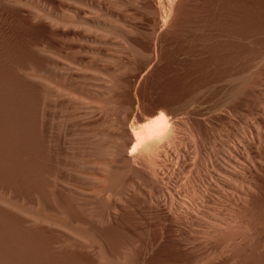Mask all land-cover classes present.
Listing matches in <instances>:
<instances>
[{"label": "rangeland", "instance_id": "rangeland-1", "mask_svg": "<svg viewBox=\"0 0 264 264\" xmlns=\"http://www.w3.org/2000/svg\"><path fill=\"white\" fill-rule=\"evenodd\" d=\"M114 2L115 0H0V134L2 135V131L5 130L8 141L4 140L5 148H2L6 149L2 159L7 161L3 162L0 158L2 161L0 167H3L0 168V175L6 176L9 172L5 180L0 176V182L4 180L2 183L6 185L10 183L7 185L11 187L10 192L13 193V189L15 191L18 189L20 192V183L25 184L24 175L34 171L42 173V168L45 171L48 167V164L41 159H38L39 161L33 159V153L25 161L15 158L17 154L15 157L12 155L18 150L17 148L14 151L16 145L19 147L17 139L21 135L24 136L26 132L37 135L39 132H33L39 130L33 125L34 96L29 89L31 87L23 89L24 76H20L21 69L30 65L35 67L37 62L46 59L53 60L56 67L52 71L54 75L59 74H56L57 78L55 77L58 83H61L66 71L69 70V64H78L77 70L82 68L83 77L89 78L93 75V72H90L92 75L89 74L91 69L99 73V70L110 74L114 72L111 75H117V70H125L126 73L130 72V75L134 73L129 80L134 83L135 90L138 89L136 91L138 102L144 106H150L152 104L149 103L154 101L166 102L165 104L168 103L167 106L171 107L183 101L189 102V105L194 104L195 107L200 105L197 109L193 108L194 105L191 107L188 105L186 111L191 112L189 114L186 112V118H191L192 122L203 119V124L205 126L208 124L205 129L208 132L207 141L205 140L201 147H198L191 138L190 140L189 137L181 134L182 143L180 142L175 149L179 148V150L177 152L174 150L171 159L165 162V167L167 165L165 175H167L164 176L169 178V186L175 191L172 190L175 199L177 198L173 206L179 208L181 201H183L181 206H187L186 203L190 205L187 229L176 225L167 230L164 224L161 225V218L148 219L147 217L152 216L145 215V218L138 210L132 211L133 213L127 211V214L120 216V219L118 218L112 225L116 230V237L111 241L121 246L120 250L118 249L120 257L122 258L125 253L133 257L136 255L137 264H264V0H178L177 2L175 0L170 18L164 23L165 25H162L163 27L156 25L151 15L128 7L123 14L126 18H123L130 31L125 33L135 49L139 50L136 51L139 55L136 52L132 54L135 51L134 46L133 49L130 48L133 51L122 46L120 36L122 34L119 30H111L109 33H112L107 34L103 41L93 34L94 36L90 35L93 36V42L87 40L76 43L56 37L60 34L58 29L52 32L44 20L43 22L27 20L30 17L28 12L32 8L34 10L31 11H37V8L40 13L41 10L44 12L41 15L56 17L57 20L66 21L65 23L77 16L89 20L99 18L103 21L102 14L97 16L100 14L94 15L90 12V5L101 4L100 6L111 8ZM15 3L18 5L17 8ZM20 6H23L24 10ZM25 12L27 14H24ZM48 44L55 47L52 50L53 56L41 52L46 50L41 46ZM76 46L83 48L80 53ZM149 53L154 55L150 56L153 60L150 58V62L145 64ZM115 67H117L116 72ZM41 72L39 73L42 74ZM26 82L27 86L32 85L31 81ZM87 83L88 85H85L87 87L81 89L79 94L89 97V100H93L94 97L98 100L103 98H99L102 95L101 90L99 93V89L93 90L91 82ZM210 95L211 100H209ZM140 96L144 103L141 102ZM198 96L202 97L199 99L204 104L198 101ZM205 97L206 100L208 99L207 102ZM192 99L197 100V103L195 101L193 103ZM99 120L97 123L100 125L103 122L101 118ZM190 120L188 119L189 123ZM97 123L95 126L102 127V130L99 128L98 130L103 131L106 122L100 126ZM30 124L33 127H29L33 130L28 127ZM8 126H11L10 129ZM4 127L8 128V131ZM1 128L4 129L1 131ZM106 128L104 131L107 130ZM85 130L82 129L80 132L86 133ZM83 136H79L78 139H85L87 135ZM2 149L0 150L3 151ZM181 154H185V157L180 158ZM21 161L24 162L21 163L25 166L24 170L15 171V167L17 169ZM5 164L10 166L6 167ZM8 168L11 170L9 171ZM3 169L8 172L5 173ZM32 184L39 185L38 182H32L27 186ZM77 187L83 189L84 185L79 184ZM31 190H24V198H22L24 201H22L29 209L33 207L32 209L37 211L39 210L37 204L42 201L43 196L36 189ZM29 192L34 193L30 195ZM38 195L41 197L40 200ZM146 221L147 223L149 221L148 225ZM12 225L14 227L9 220L0 219L2 248L0 252L3 249L5 251V248L10 249H7L9 254L7 251L5 253L10 259L6 258L5 254L3 258L0 255V264H50L55 259L56 250L47 243L48 240L46 242L41 238L32 237L26 231L30 228L26 225L15 224L14 228ZM6 226H11L13 229ZM32 238L35 239L34 242H31ZM36 239L40 240L39 243ZM1 242L4 244L1 245ZM32 244L37 246L39 244L40 250ZM28 245L35 249L37 247L40 257L37 252L35 253L37 257L34 253L30 255V252H26L27 248H31Z\"/></svg>", "mask_w": 264, "mask_h": 264}, {"label": "bare ground", "instance_id": "bare-ground-1", "mask_svg": "<svg viewBox=\"0 0 264 264\" xmlns=\"http://www.w3.org/2000/svg\"><path fill=\"white\" fill-rule=\"evenodd\" d=\"M177 1L178 0H176V2ZM176 2L175 0H115L111 8L100 6L101 4H93V6L90 5V12H92L94 15L100 14L97 16H101L102 14V18H104L103 21H101L99 18L95 20H89L85 17H75V13L73 15L75 18L68 23H65L66 21L62 22L64 20H57L58 18L56 19V17L54 18L49 15H41V13L44 12L41 10L40 13L39 9L37 8V11L33 12L31 11L33 8L29 6L32 9L30 10L29 8L31 12H28L30 17L27 20L33 22L37 20H42L40 22H43L44 20L52 32H56L54 29H58L60 34L56 37L63 38L65 39L64 41L71 40V42L76 43H79L80 41L86 42L87 40L89 42H93L92 37L94 35H96L100 41H103V38L107 34L110 35L112 33H109L111 30H119L120 34H122L120 35L121 44L123 47H127L129 50L130 48L133 49L134 45L126 37L127 34L125 32H129L130 29L125 23L126 20L124 21V18H126L123 15L125 9L128 7H133L134 9L140 10L141 13H146L147 15L149 14L156 25L162 26L166 21L169 20L170 14L172 13L171 11L174 7L173 5ZM16 4L17 3L14 5ZM17 7L18 5H16V8ZM20 7L22 8L23 6ZM24 14L27 13L25 12ZM90 35L93 36L90 37ZM41 47L46 49L45 51L43 50L41 52H46L52 56L54 55L52 50H54L55 47L53 45L48 44ZM76 48L78 52L83 49L81 46H76ZM136 51L139 50L135 49L132 54ZM136 54L139 55V52H136ZM151 55L150 53L149 55L147 54L145 64L150 62V58L154 56ZM77 57L78 56L76 55V58ZM70 61L72 60L70 59ZM77 65L69 64V70L66 71L61 83L56 82L55 77L57 73L54 75L52 71L53 68L56 67L53 60L46 59L45 61L37 62L35 67L30 65L28 68L21 69V74H24H20V76H24V86L23 84H21V86H23V89L24 87H31L29 89L32 90L34 96V104L32 105L34 110V124L32 121H29V123L31 122V124L35 125V127H38L36 129H39L33 132H39H37V135L35 133V135H30V133L27 134V132L24 136L21 135V137H19L20 139H17L19 140V147H16V145L15 150L13 149L14 147L12 148L14 151H16L17 148L18 150L12 155L15 157L17 154V157L15 158H20L25 161L33 153V159H37L36 161L41 159V161L48 164V167L45 171H43L42 168V173L34 171L30 174L27 173L24 175L23 178L25 184L22 183V185L19 182V190L23 192L21 194V191L19 192L18 189H16L17 191L13 189V193L12 191L10 192L11 187L7 186L10 185V179L9 181L6 180L9 184L6 185L2 183L9 173L8 171L7 173L4 169L7 166H10L5 164V167L3 165V170L7 174L6 176H3L5 174L2 173L3 177L0 175L2 179L4 178V180L0 182V219L9 220V222L14 224V227L15 224H20L19 226L26 225L30 227L28 230H26L24 227L21 228H24L26 231H28V234L30 233L32 237L37 239L41 238L46 242L48 240L47 243H50L56 250V257L52 261L53 264H137L138 258L136 255L133 257L125 253L122 258L120 257L121 255L119 254V247L121 246L118 245V243L113 244V241H111L112 238L116 237V230L112 228V225L117 222V219L120 216H124L125 213L127 214L128 212L138 210L139 213H142V216H152L147 217L148 219L153 217H157V219L161 218V225L164 224V226L168 228H166L167 230L171 229L173 226L175 227L176 225L179 227L181 226L185 230L187 229L190 218V216L188 218L190 205L188 206V203H186L189 209L187 206H181V203L183 202L181 201V203H179V208H175V206H173L177 198L175 199V195L173 193L174 190L169 186V178H165L167 175H165V170L167 167V165L165 167V162H167L170 156L174 154L173 152H177L179 150V148L178 150L175 149L181 142V134L189 137V139L191 138L198 147L203 146L202 144L205 143L204 141L206 140V133L208 132L205 131V129L208 124L205 126L203 124L204 122H202L203 119L202 121L196 120L192 122L193 120H190L191 118H186V114L191 112L190 110L188 112L186 111L189 105V102L186 101L181 102L177 106L175 105V107H171L169 105L167 106L168 103L165 104L166 100L164 101L165 103H156V101H154L153 103L155 104H153L152 102H148L149 104H152L150 106L146 105L147 102L145 104L146 106L138 102L139 97H137L138 94H136L138 89L135 90L133 85L134 83L132 84L130 82L131 80H129L131 76H134V73L130 75V72L126 73L125 70H117V75H111L114 72L110 74L107 71L102 72V70L98 69L100 71L99 73L98 71H93L91 68H89L91 69L89 70V74L90 72H93V75L90 74L92 76L89 78L83 77L82 73L84 72L82 68V71L77 70ZM116 68L117 67H115V72ZM119 69L121 68L119 67ZM42 70L45 73H42ZM80 71L81 74L79 73ZM136 71L138 70L136 69ZM145 71L148 70L145 69ZM26 81H31L32 85L29 83L30 86H27L28 83ZM87 82H91L93 85L91 86L93 87V90L94 88L99 89V93H101L100 90L102 91V95H100L99 98H103H100V101L97 99V97H92L93 100H89V97L86 98L87 96L84 97V95L79 94L81 89L87 87L85 86L88 85ZM91 87L90 90L92 89ZM29 89H27V91H29ZM210 97L212 96L210 95L209 98ZM199 98L200 97L198 96V99ZM200 99L198 101H200ZM211 99L212 98L209 100ZM159 100L161 99H158V101ZM194 101L197 103V100ZM167 102H169V100H167ZM202 103L204 104V102ZM193 105L190 104L189 107ZM195 106L196 105H194L193 108L197 109V107L200 105L197 107ZM100 118L103 122L101 124H105L104 122H106V126L103 125L105 128L107 127L106 131H104L105 128L103 131H101L102 127H98L101 129L99 131L95 126L96 123L100 121ZM21 119L25 120V118ZM27 119L28 118H26V120ZM188 119L190 120V123ZM19 122L21 123L22 121ZM2 123L4 124V122ZM11 124H13V122H11ZM31 124L28 125V127H31ZM100 125L98 124V126ZM4 126L7 127L5 124ZM12 127L14 128V126ZM95 127L98 131L96 129L94 130ZM4 128H1V131ZM21 128L22 127H20V130L22 131ZM80 128L83 130L86 129V133L83 132L82 134V132H80L82 129ZM6 129L8 131V128ZM23 130L25 129L23 128ZM4 131H2V135L0 134V149L5 148V143L8 142L6 140L7 137H5L6 133ZM84 134L85 136L87 135L85 139H78L79 136H83ZM183 144L184 147H186L185 143ZM5 150L6 149L3 151L0 150L1 159L3 156H5ZM7 153L9 154L8 151ZM184 157L185 154H181L180 158ZM13 160L15 159L13 158ZM15 163H17L16 160ZM21 163L24 162L21 161L18 163L19 165L17 164L18 166L15 165L17 166V169L14 166L15 171L19 170V172H21L24 170L25 166H23L24 164L22 165ZM10 170L11 169H9V171ZM32 182H38L39 185L35 184L34 186V184H32L27 186V184H31ZM79 184L84 185V188L80 189L77 187ZM15 186L14 188H18ZM33 188H35L39 194L43 196L42 201H39L37 204L39 206V210L37 211L33 210V207L29 209L27 204H24L25 202L23 203L24 200L22 199L24 198V190H35ZM33 193H30V195H33ZM38 196L40 197V195ZM178 198H180V196ZM40 199L41 197L39 200ZM183 205L185 204L183 203ZM31 206H33V204ZM132 213L130 214L132 215ZM155 226L157 225L155 224ZM32 239V241H30L34 242L35 239ZM37 239L36 241H38ZM44 241L41 242L47 244ZM3 242H1V245L4 244ZM29 245L28 247H31L32 249L27 248L28 251L26 252H30V255L31 253L35 254L36 252L38 255L40 254V252H38L41 248V246L39 247V244L38 246L32 244L33 246L39 247V250L36 247L38 251L35 249V247L33 248V246ZM16 247L18 249L19 246ZM23 248L22 250L24 251ZM7 249L8 248H5V251L3 249L0 252L2 253L0 254L2 258L7 255L5 254L6 251L7 253L9 252L8 250L10 249ZM23 251H21V253ZM14 254L17 255L19 253ZM35 255L37 257V254ZM132 255H134V252ZM10 256L12 255L10 254ZM27 256H29V254ZM6 258H9L8 255ZM18 259L20 258L18 257ZM4 261L7 260L4 259ZM52 262L50 264H52Z\"/></svg>", "mask_w": 264, "mask_h": 264}]
</instances>
